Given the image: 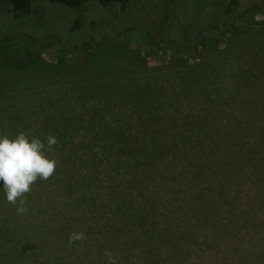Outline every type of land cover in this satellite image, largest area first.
I'll return each instance as SVG.
<instances>
[{
    "label": "rangeland",
    "instance_id": "1",
    "mask_svg": "<svg viewBox=\"0 0 264 264\" xmlns=\"http://www.w3.org/2000/svg\"><path fill=\"white\" fill-rule=\"evenodd\" d=\"M158 1L137 3L124 14L93 2L74 11L46 0H31V14L22 19L0 10V133L24 131L43 141L51 124L75 122L76 130L65 134L66 148L75 155L93 137L84 132L91 120L94 131L122 126L126 138L228 140L240 154L255 140L264 142V2L234 20L233 34L212 26L202 29L193 51V42L185 45L176 36L202 24L189 21L186 7L197 17L210 1L212 10L224 11L228 0H173L179 17L168 23L169 30L154 22L145 29V18ZM161 1L174 8L173 2ZM239 1L241 10L251 3ZM75 19L91 33L101 29L105 34L84 38L82 28L71 33ZM97 92L110 97L92 95ZM43 151L56 162L52 175L60 177L59 152L47 144ZM234 164L219 171L229 182L230 201L220 203L214 215L226 226L219 233H227L236 245L227 255L214 256L215 261L212 256L209 264H264V198L246 201L249 175L244 173L242 180ZM166 184L150 185V194L188 201L171 189V181ZM66 187L52 176L37 179L24 194L23 213L16 211L20 198L8 204L0 192V264H111V253L103 248L111 232L110 203L102 208V201H67ZM97 221L106 229L96 228ZM97 230L107 232L102 236ZM70 233L84 238L70 244Z\"/></svg>",
    "mask_w": 264,
    "mask_h": 264
},
{
    "label": "trees",
    "instance_id": "2",
    "mask_svg": "<svg viewBox=\"0 0 264 264\" xmlns=\"http://www.w3.org/2000/svg\"><path fill=\"white\" fill-rule=\"evenodd\" d=\"M46 1L74 11H79L86 6V3L93 2L104 9L117 7L122 14L127 13L137 3L141 4L140 7L151 4L150 0ZM169 1L173 2V9L161 0L156 6L151 7L153 10L145 18L148 23L146 27L143 26L145 29L154 22L162 30H169L171 26H168V23L179 17L176 4L173 0ZM250 1L251 3L241 10L239 0H228L224 11L221 10L222 8L220 11L212 10L210 1V5L205 4L202 7L203 11L197 17L193 16L188 5L186 9H189L192 18L189 21L197 23L202 21V24L190 33L176 36L185 45L193 42L190 48L194 51L197 49L199 32L202 29L212 26L233 34L234 20L245 15L249 10L248 7H258L264 2V0ZM2 9L14 19H22L31 14L32 2L31 0H0V10ZM109 25L113 26L111 23ZM193 27L188 26L191 30ZM80 28L82 29L79 31L84 38L87 34L95 35L99 34V31L103 32L98 29L95 33H91L79 19L72 22L68 31L72 33ZM83 41L84 44L88 42L87 39ZM195 41L197 42L194 43ZM84 95L88 94L84 93ZM92 95L105 96L107 99L110 97L99 92ZM90 123L91 125L85 126L84 132L91 133L93 137L89 139L80 155L73 154V151L71 154L66 148L70 143L65 134L67 131L76 130L74 124L65 127L50 125L48 137H55L56 143L52 147L59 152L57 158L59 160L61 158L63 164L61 169L56 171L60 177L51 176L58 181L63 180L67 185V201L92 203L102 201V208L107 207V202L110 203L111 232L103 248L105 252L111 253V264H204L205 262L209 264L216 260L214 256L223 253L227 255L231 252L236 243L226 236L227 233H219L226 226L214 215L220 203L230 201L225 188L229 182L220 177L219 171L222 166L233 169L234 163L230 160L237 159V163L234 164V171H237L234 173L241 179L244 178V173L249 175V177L245 176L250 191L246 201H262L264 198L263 140L259 139L257 144L256 140L253 141L249 146L242 148L240 154L235 153L237 151L234 150L235 142L228 140L200 137L195 141L183 136L165 140H159L155 136L126 138L122 135L123 127L120 125L115 128L105 125L100 130L94 131L92 120ZM43 141L47 144L46 140ZM240 144L237 142L236 149ZM163 147L169 148L168 151L166 150L167 153ZM248 148L250 151H247ZM94 149L97 151L93 152ZM191 149L195 152H190ZM86 150L89 152H85ZM76 165L78 167L74 169ZM164 181L168 182L167 186L171 181L173 183L171 189L185 195L189 198L188 201H177L176 198L165 200L157 194H150L148 189L150 185L154 184L155 188H161ZM189 187L195 188L194 193L187 191ZM77 189L79 191L76 195ZM170 193L173 195L172 192ZM250 193L256 194L254 195L257 196L256 199ZM97 223L96 228L98 226L106 229L105 225H100L98 221ZM97 232L104 236L107 231L97 230ZM200 247L201 250L193 254V251ZM196 255L197 258H194Z\"/></svg>",
    "mask_w": 264,
    "mask_h": 264
},
{
    "label": "clouds",
    "instance_id": "3",
    "mask_svg": "<svg viewBox=\"0 0 264 264\" xmlns=\"http://www.w3.org/2000/svg\"><path fill=\"white\" fill-rule=\"evenodd\" d=\"M46 143L51 150L55 137H47ZM44 148L43 141L29 137L24 131L14 136L0 133V192L8 204L15 205L20 198L17 212L26 211L23 198L31 191V185L37 179L47 180L54 172L56 162L44 155ZM83 238V233H70L69 243Z\"/></svg>",
    "mask_w": 264,
    "mask_h": 264
}]
</instances>
